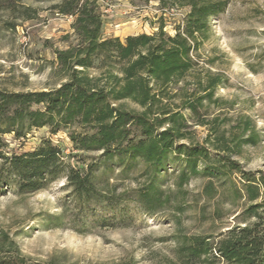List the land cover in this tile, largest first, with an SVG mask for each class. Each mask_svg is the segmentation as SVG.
I'll return each instance as SVG.
<instances>
[{"label": "rangeland", "instance_id": "obj_1", "mask_svg": "<svg viewBox=\"0 0 264 264\" xmlns=\"http://www.w3.org/2000/svg\"><path fill=\"white\" fill-rule=\"evenodd\" d=\"M16 1L13 7L4 1L0 4V89L55 86L63 77L54 49L76 41L73 17L53 8L61 0ZM226 1L225 9L210 17L207 36L198 49V75L210 72L221 78L212 100H206L204 116L207 121L216 119L227 137L241 138L239 153L233 156L245 169L264 170V0ZM99 2L104 35L121 39L152 34L162 23L174 34L188 12L186 6L172 5V0L166 5L159 0ZM247 120L254 131H243ZM191 129L199 142L209 131L200 124ZM69 131L53 133L43 126L21 139L4 135V150L15 153L52 141L64 150L66 165L88 173L95 192L92 196L76 193L65 175L38 191L0 184V244L4 245L0 264H8L15 253L13 242L24 264H176L183 235H203L214 242L239 221L235 215L242 207L232 204L226 186L208 200L202 194L203 175L179 184L183 158L173 155L175 160L166 161L152 179L140 160H109L101 151L78 149ZM251 136L254 142L245 141ZM151 182L162 193L157 200L143 202L142 192Z\"/></svg>", "mask_w": 264, "mask_h": 264}, {"label": "trees", "instance_id": "obj_2", "mask_svg": "<svg viewBox=\"0 0 264 264\" xmlns=\"http://www.w3.org/2000/svg\"><path fill=\"white\" fill-rule=\"evenodd\" d=\"M3 1L7 7L18 4L16 0H0V4ZM174 4L188 8L174 34L162 23L152 34H130L124 39L104 35L99 0H61L53 5L59 14L73 17L76 41L54 49L63 77L59 84L42 90L0 89V184L38 191L65 175L76 193L94 194L88 173L66 165L64 150L50 140L23 153L4 150L5 134L21 139L34 127L49 126L53 133L69 128L78 149L101 151L109 160H140L152 179L166 161L175 160L173 155L181 157L185 166L180 185L191 176L203 175V197L212 199L226 186L232 204L242 208L235 215L239 221L221 232L217 241L183 235L176 264H264V170L245 169L233 156L239 153L241 138L227 137L216 119H205L206 100H212L221 78L197 73L198 49L207 36L209 19L223 11L227 1L172 0ZM193 124L208 126L202 142L194 141ZM247 130L254 131L250 120L243 128ZM253 140L251 136L245 141ZM161 193L151 182L142 200H157ZM13 244L15 253L6 263L24 264Z\"/></svg>", "mask_w": 264, "mask_h": 264}]
</instances>
